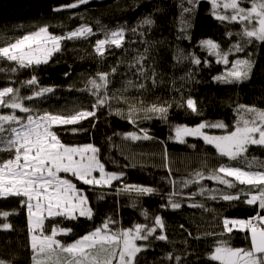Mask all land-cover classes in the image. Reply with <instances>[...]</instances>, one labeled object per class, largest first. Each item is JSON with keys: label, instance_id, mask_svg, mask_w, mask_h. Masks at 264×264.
<instances>
[{"label": "trees", "instance_id": "16d2710c", "mask_svg": "<svg viewBox=\"0 0 264 264\" xmlns=\"http://www.w3.org/2000/svg\"><path fill=\"white\" fill-rule=\"evenodd\" d=\"M224 1L217 0L220 7L215 10L216 15H230L231 10L223 8ZM72 3L75 0H0V46L45 25L55 35H64L82 24L92 27L95 33L87 39L62 41L61 50L47 64L17 68L15 62L0 59V88L10 86L19 89L21 97L31 96L34 88L24 82L35 75L40 87H51L54 91L24 100V105L41 114L45 111L70 114L74 110H92L90 106L95 103V97L87 90L88 80L97 73H109L110 104L96 108L95 117L75 125H54L53 131L65 145L92 144L99 149L98 158L106 171L124 172L122 183L149 186L157 191L137 197L134 193L117 192L120 182L99 188L62 174L83 189L93 209V217L75 220L51 217L45 220L46 232L50 234L53 226L72 229L71 233L56 237L68 244L100 225L108 216L118 221L117 227L151 224V220L141 215L142 210H147L150 217L160 215L163 218L168 239L150 238L147 249L138 254L139 264H177L175 258H167L169 253L181 257L179 264H221L211 259V253L221 241L231 248L249 249L248 229H233L229 233L223 220H247L257 214L264 216L259 202L246 203L250 198V186L236 182V187L228 188L216 180L204 178L185 187L182 182L192 179L196 172L207 177L212 170L230 161L221 157L214 145L206 144L201 137H185V143L169 137H174L172 129L175 125L195 127L201 122L223 123L226 127L217 132L227 134L235 130L242 117L251 118L239 110L240 105L264 109V42L253 40L244 45L243 52L233 50L228 57L230 62L251 59L255 67L249 80L225 84L213 78L224 73L226 66L217 63L216 57L201 47L200 42L211 39L227 52L233 44L242 43L237 35L242 25L216 19L211 0H196L192 5L186 0H89L76 8L65 7ZM240 6L251 7V0H244ZM189 7L192 12L185 13L183 18L190 27L181 31L182 11ZM149 15L155 23L139 28L136 33L126 32L122 49L112 48L103 58L94 52L96 40L104 38L101 27L115 29L125 25L133 28ZM229 33L233 35L229 36ZM145 48H148L144 63L147 77L138 76L136 69L130 67ZM192 53L207 63L192 64L188 59ZM13 68L17 71L13 72ZM113 68L115 73H112ZM140 84L144 87L140 88ZM189 97L196 102V113L186 106ZM153 104L168 107L167 119H161L159 115L145 118L144 109ZM130 105L136 109L131 117ZM7 111L0 108L2 115H7ZM16 114L25 115L19 110ZM133 120L135 123L131 122ZM140 129L146 130L151 139H125L124 134L130 132L144 135ZM11 155L9 151H0V161ZM246 155L249 160L256 158L252 170H258L259 162H264V146L250 145ZM201 187L217 191H205L202 195ZM170 193H176L173 199L181 203V208L161 207L167 205ZM101 195L103 198L98 199ZM223 195H240V199L226 201L220 198ZM210 196L217 199H210ZM22 199L26 198L0 197V212L16 213L7 218L0 217V225H11L7 230L0 228V259L12 264H32L27 208L22 206Z\"/></svg>", "mask_w": 264, "mask_h": 264}, {"label": "snow or ice", "instance_id": "6c2138e0", "mask_svg": "<svg viewBox=\"0 0 264 264\" xmlns=\"http://www.w3.org/2000/svg\"><path fill=\"white\" fill-rule=\"evenodd\" d=\"M88 2L89 0H75V3L65 7L76 8ZM186 2L192 5L196 0H186ZM243 2L244 0H225L223 8L230 9L231 14L216 15L215 10L220 5L217 0H211L216 19L242 25L240 33L237 34L242 43L237 42L224 52L220 45L211 39L200 42L201 47L211 56L216 57L217 63L226 66L224 73L213 78L225 84L249 80L255 67L251 59H236L230 62L228 57L233 50L243 52L244 45L252 43L253 40L264 42V0H251L249 8L241 7ZM192 10L191 7L183 8L181 31H187L190 27L189 22L183 17ZM154 23L149 15L133 28L125 25H119L115 29L101 27L100 31L104 38L96 40L93 46L94 52L103 58L112 48L122 49L125 45L126 32L136 33L139 28L151 27ZM140 34L143 36V33ZM93 35L95 33L92 27L83 24L64 35L49 32L47 25L40 26L35 31L27 32L15 39L14 42L0 46V59L15 62L17 68L47 64L49 59L61 50L62 41L87 39ZM147 52L148 48H145L144 53L135 57L134 62L130 64V67L136 69L138 76H148L144 68L148 58ZM188 59L194 65L207 63L206 60L201 61L194 53L189 54ZM17 68H13L12 71H17ZM115 71L116 69L113 68L112 73ZM109 75V73H97L88 80L87 90L95 97V103L90 106L92 110H74L70 114H53L47 111L41 114L24 105V100H33L54 91L51 87H40L35 75L24 82L30 88H34L31 96L21 97L19 89L10 86L0 88V108L11 110L9 115L0 114V151L12 153L8 159L0 161V197L26 198L21 200V204L27 208L32 264H139L138 254L147 249L150 238L161 241L168 239L164 232L163 218L160 215L150 217L147 210H142L141 215L146 220H151V224L136 223L129 228L117 227L118 221L108 216L100 225L68 244H63L56 237L61 233L67 235L72 229L53 226L50 234L46 232L45 220L49 217H63L69 220H75L77 217L88 219L93 217V209L83 189L78 188L71 180L62 178L60 173H71L77 180L92 187H112L114 181L120 182L121 187L116 189L117 192L134 193L137 197L152 195L157 191L149 186L122 183L124 172L106 171L105 165L98 158L99 149L92 144L67 146L52 130L54 125H75L88 117H95L96 108L110 104L112 97L108 92ZM155 75L153 72V78ZM191 75L188 73L189 77ZM139 87L143 88L144 85L140 84ZM186 106L193 113L197 112L196 102L192 98L186 100ZM17 109L26 115L17 116L15 114ZM129 109V117H131L136 109L131 105ZM239 110L243 114H249L251 118L242 117L235 130L229 131L226 135L212 136L204 131L206 128H225L226 125L223 123L201 122L195 127L175 125L172 129L174 137L169 138L185 143V137H201L206 144L214 145L221 157H227L230 161L229 164H222L212 170L207 177L202 172H196L192 179L182 182L185 187L188 184L199 183L204 178L216 180L228 188L236 187L238 182L239 185L250 186L248 194L250 198L246 199V203L253 205L259 202V207L264 209V162H259L260 168L254 171L252 167L257 163L256 158L249 160L246 155L250 145L264 146V109L240 105ZM167 112L168 107L156 104L144 109L145 118L159 115L161 119H167ZM131 122L135 123L134 120ZM241 123L243 126H239ZM140 131L144 135L130 132L124 134L125 139L132 141L151 139L146 134V130L140 129ZM94 173H98V176ZM228 177L234 179L229 180ZM205 191L217 190H206L201 187L202 195ZM174 195L176 193H170L167 205L161 207L170 206L174 210L181 208V203L173 199ZM192 195L196 194L192 193ZM102 198V195L98 197V199ZM209 198L217 199L216 196ZM220 198L226 201L239 200L240 195H223ZM192 207H203V205H192ZM12 214L16 213L0 212V217L7 218ZM223 225L229 233L236 226L250 230L251 246L249 249L231 248L224 241L218 242L211 253L212 260L220 261L221 264H264V216L257 214V217L247 220L225 218ZM0 228L7 230L11 225L4 223ZM158 230L160 234L157 235ZM167 258H175L177 264L181 260L180 256L174 257L173 253H169ZM0 264H12V262L0 259Z\"/></svg>", "mask_w": 264, "mask_h": 264}, {"label": "rangeland", "instance_id": "374dc122", "mask_svg": "<svg viewBox=\"0 0 264 264\" xmlns=\"http://www.w3.org/2000/svg\"><path fill=\"white\" fill-rule=\"evenodd\" d=\"M225 2V1H224ZM231 14V13H230ZM8 111H7V115H9V114H11V110L10 109H7ZM18 110V109H17ZM16 110V111H17ZM15 114H16V112H15ZM17 115V114H16ZM26 115V114H25ZM25 115H23L22 117H24ZM18 116V115H17ZM214 124V123H213ZM239 126H243V125H239ZM222 129H224V128H206V129H204V131L208 134V135H212V136H222V135H226V134H223V133H220V132H217L218 130H222ZM52 130H53V128H52ZM198 137V136H197ZM67 146H71V145H67ZM80 146H83V145H80ZM62 174H69V175H72L71 173H60L59 175L62 177V178H65ZM94 175H97L98 176V173H94ZM75 178V177H74ZM66 179V178H65ZM79 181V180H78ZM81 182V181H80ZM82 183V182H81ZM49 218H51V217H49ZM48 218V219H49ZM47 220V219H46ZM231 220H235V219H231ZM233 229H238V230H241V231H244V230H246V229H241V228H239V226H236V227H234ZM62 234V233H61ZM58 235H60V234H58ZM57 235V236H58ZM248 235H249V238H250V240H251V233H250V230H248Z\"/></svg>", "mask_w": 264, "mask_h": 264}]
</instances>
